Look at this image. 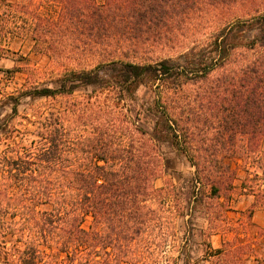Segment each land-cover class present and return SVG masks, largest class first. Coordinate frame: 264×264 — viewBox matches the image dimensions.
Returning <instances> with one entry per match:
<instances>
[{"label": "trees", "instance_id": "trees-1", "mask_svg": "<svg viewBox=\"0 0 264 264\" xmlns=\"http://www.w3.org/2000/svg\"><path fill=\"white\" fill-rule=\"evenodd\" d=\"M6 35L51 65L0 69L27 74L0 98V264H191L178 221L202 240L238 166L264 174V0H0ZM233 246L199 259L239 264Z\"/></svg>", "mask_w": 264, "mask_h": 264}, {"label": "rangeland", "instance_id": "rangeland-1", "mask_svg": "<svg viewBox=\"0 0 264 264\" xmlns=\"http://www.w3.org/2000/svg\"><path fill=\"white\" fill-rule=\"evenodd\" d=\"M0 44L3 48L8 49L3 52L0 50V69H13L15 67H21L23 63H28L30 67L34 69L36 68V72L34 76H32L30 84L33 82L43 83L46 81L48 76L47 69L50 68L51 65L49 59L44 55H35L32 52V41L28 37H13L12 35H6L4 39H0ZM22 57L30 59V62L21 60ZM26 78L27 74L23 71H16L11 76L0 71V98L2 95L11 93L25 85ZM49 102L51 101L39 99L29 100L28 104L31 107H46ZM163 149L166 156L169 157V173L173 181L178 184L188 182V179L193 174V168L190 166L186 157L171 151L170 147L167 145H165ZM171 167L174 168L172 169ZM236 171L238 174L236 181L237 185L244 180L246 188L250 185L249 188L252 189V191L253 189L256 191L254 197L251 194L239 197V190L236 187L231 196L232 199L230 203L232 208L227 212L222 213V216L220 215L221 217L214 220L212 223H207L203 219L198 220L202 223L203 229H205L202 240L196 235V232H192L191 230L187 234H184L181 220L178 221L180 224L179 237H181L179 242L183 243L184 241H188V243H191V245L188 246V250L193 259L191 260V264H210L204 260L200 261L199 258L200 255H202V250L206 249L208 242L211 244V247L217 248L225 241H233L235 253L240 258L239 264H264V228L254 224L251 221V216H249V210L253 206L256 207L258 204L264 205V174L259 170L257 177L252 178L251 176V179L249 178L247 181L246 173L241 166H238ZM162 184L163 179H158L156 181L157 186ZM248 193H251V191ZM239 200L240 202L236 203ZM234 207H242L243 210L238 214ZM194 221H196V219H194ZM212 229L217 233L210 236L209 231H212ZM175 249V253H177L178 248Z\"/></svg>", "mask_w": 264, "mask_h": 264}, {"label": "crops", "instance_id": "crops-1", "mask_svg": "<svg viewBox=\"0 0 264 264\" xmlns=\"http://www.w3.org/2000/svg\"><path fill=\"white\" fill-rule=\"evenodd\" d=\"M256 173L259 174L258 171ZM251 176L252 175H250V177ZM241 183L242 182L239 183V185H238L239 188H237L239 190V194H238L239 197H244L245 195H250V194L254 197L256 191L253 189V191L251 193L245 192L246 189L240 187ZM239 202H240V200L237 201L236 203H239ZM234 209L237 210L236 212L238 214H240L242 212L241 210H243L242 207H240V208L234 207ZM251 221L254 224L259 225V226L264 228V205L263 204H258V205H256V207H254V210H253L252 215H251Z\"/></svg>", "mask_w": 264, "mask_h": 264}]
</instances>
